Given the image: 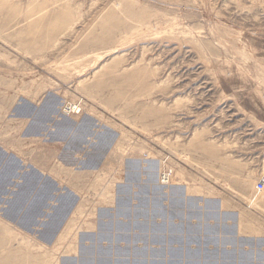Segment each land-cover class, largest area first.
I'll use <instances>...</instances> for the list:
<instances>
[{
    "label": "rangeland",
    "instance_id": "rangeland-1",
    "mask_svg": "<svg viewBox=\"0 0 264 264\" xmlns=\"http://www.w3.org/2000/svg\"><path fill=\"white\" fill-rule=\"evenodd\" d=\"M259 141L264 0H0V264H264Z\"/></svg>",
    "mask_w": 264,
    "mask_h": 264
},
{
    "label": "crops",
    "instance_id": "crops-1",
    "mask_svg": "<svg viewBox=\"0 0 264 264\" xmlns=\"http://www.w3.org/2000/svg\"><path fill=\"white\" fill-rule=\"evenodd\" d=\"M252 154L253 155L251 156V162L256 161V171L258 173H262V167L264 165V141H259V144L256 145L255 149H253Z\"/></svg>",
    "mask_w": 264,
    "mask_h": 264
},
{
    "label": "built area",
    "instance_id": "built-area-1",
    "mask_svg": "<svg viewBox=\"0 0 264 264\" xmlns=\"http://www.w3.org/2000/svg\"><path fill=\"white\" fill-rule=\"evenodd\" d=\"M161 176H163V177L167 176L168 178H166V180H163V178H162V181L163 182H169V180H170L169 173L164 172V173H162ZM255 189H256V192L258 194L264 193V174L257 181L256 186H255Z\"/></svg>",
    "mask_w": 264,
    "mask_h": 264
},
{
    "label": "bare ground",
    "instance_id": "bare-ground-1",
    "mask_svg": "<svg viewBox=\"0 0 264 264\" xmlns=\"http://www.w3.org/2000/svg\"><path fill=\"white\" fill-rule=\"evenodd\" d=\"M77 30V29H76ZM68 112V111H67ZM162 178H163V180H166V178H167V176H165V177H163V176H161ZM104 196H106V195H104Z\"/></svg>",
    "mask_w": 264,
    "mask_h": 264
}]
</instances>
